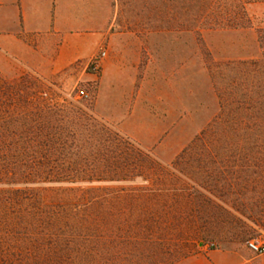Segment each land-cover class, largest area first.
<instances>
[{
	"label": "rangeland",
	"instance_id": "rangeland-1",
	"mask_svg": "<svg viewBox=\"0 0 264 264\" xmlns=\"http://www.w3.org/2000/svg\"><path fill=\"white\" fill-rule=\"evenodd\" d=\"M90 1L93 7L97 5L99 16L106 15L112 23L110 32L142 40L137 85L144 77L147 86L154 84L155 57H159L163 95L187 99L189 106L184 115L171 118L172 128L176 127L164 147L146 148L94 113L100 68L88 79V74H93L89 61L76 62L51 74L25 68L14 77L0 73L12 82L29 79L31 95L61 109L59 124L66 138L63 158L70 166L64 176H130L32 184L42 189L49 203L47 212L56 211V205L59 209L82 210L89 196L96 198L97 211L113 209L122 218L140 215V208H145L156 212L158 223L168 230L157 236L158 244H177L187 256L230 250L244 261L264 264V254H251L244 246L247 239L264 236V176H229L225 163L217 156L210 158L205 168L195 169L194 175L180 165L171 167L175 156L210 127L217 132L219 150L228 148L244 134L235 129L231 119L238 113L236 106L230 103L232 99L225 100L229 91L241 99L242 84L249 87L264 77L263 68L254 65L261 57L257 31L264 28L263 17H254L247 29L211 30L206 27L213 18L233 17L235 11L227 12L216 0ZM101 50L106 53L104 46L98 52ZM78 89L87 90L91 98L78 99ZM145 95L149 97L154 92L149 90ZM157 119L169 120L164 116ZM225 130L233 139L223 136ZM72 131L74 136L67 134ZM138 136L145 144L150 143L143 130ZM73 163L78 170L70 171ZM218 170L224 173L216 175ZM117 194L126 195L125 201L113 200ZM103 196L112 201L104 202Z\"/></svg>",
	"mask_w": 264,
	"mask_h": 264
},
{
	"label": "trees",
	"instance_id": "trees-1",
	"mask_svg": "<svg viewBox=\"0 0 264 264\" xmlns=\"http://www.w3.org/2000/svg\"><path fill=\"white\" fill-rule=\"evenodd\" d=\"M217 1L227 12L235 11V16L213 18L206 29L250 28L247 6L264 2ZM262 32L264 28L257 31L261 57L254 65L264 71ZM31 84L27 78L12 82L0 74V264H174L187 257L177 244H158L157 236L168 230L160 226L156 212L145 208H140V215L122 218L113 209L97 211L96 198L89 196L82 210L56 205V211L47 212L49 203L42 189L32 184L130 176H64L70 166L63 158L66 138L59 124L61 109L31 95ZM241 89V99L229 91L224 100L232 99L230 103L236 106L238 113L231 119L235 129L244 133L242 137L219 150L217 132L210 127L175 156L171 167L180 165L194 175L195 169L205 168L209 159L217 156L229 176H264V77L249 87L242 84ZM218 99L222 106L219 95ZM227 130L223 136L233 139ZM73 132L67 134L74 136ZM73 167L70 171L78 170L74 163ZM125 197L117 194L113 200L123 202ZM111 199L102 197L104 202Z\"/></svg>",
	"mask_w": 264,
	"mask_h": 264
},
{
	"label": "crops",
	"instance_id": "crops-1",
	"mask_svg": "<svg viewBox=\"0 0 264 264\" xmlns=\"http://www.w3.org/2000/svg\"><path fill=\"white\" fill-rule=\"evenodd\" d=\"M96 6L90 0H0V73L14 77L25 68L51 74L76 62H88L104 46L106 56L97 78L94 113L142 147H164L176 127L172 128L171 118L184 115L189 102L163 95L159 57H155L154 84L147 86L144 77L137 85L142 40L110 32L112 23L106 15L99 16ZM247 11L251 20L256 16L264 19V2L250 3ZM149 90L154 95L147 97ZM161 116L169 118L168 122L157 119ZM133 125L135 128L130 127ZM140 130L146 133L149 144L138 136ZM174 264L260 262L244 261L230 250H209Z\"/></svg>",
	"mask_w": 264,
	"mask_h": 264
},
{
	"label": "built area",
	"instance_id": "built-area-1",
	"mask_svg": "<svg viewBox=\"0 0 264 264\" xmlns=\"http://www.w3.org/2000/svg\"><path fill=\"white\" fill-rule=\"evenodd\" d=\"M106 53L104 50L96 53L89 60L88 65L93 74H97L100 68L101 61L104 59ZM76 97L82 100H89L91 98V94L85 89H78L76 91ZM244 246L248 252L254 255H262L264 254V236H256L249 238L245 241ZM204 248L210 249V246L205 245Z\"/></svg>",
	"mask_w": 264,
	"mask_h": 264
}]
</instances>
